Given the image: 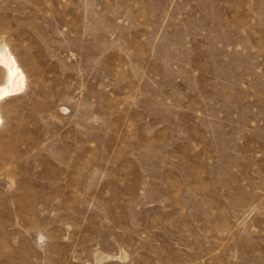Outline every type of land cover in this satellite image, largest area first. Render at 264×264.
Here are the masks:
<instances>
[{"label": "rangeland", "instance_id": "rangeland-1", "mask_svg": "<svg viewBox=\"0 0 264 264\" xmlns=\"http://www.w3.org/2000/svg\"><path fill=\"white\" fill-rule=\"evenodd\" d=\"M2 46L0 264H264V0H0Z\"/></svg>", "mask_w": 264, "mask_h": 264}, {"label": "bare ground", "instance_id": "bare-ground-1", "mask_svg": "<svg viewBox=\"0 0 264 264\" xmlns=\"http://www.w3.org/2000/svg\"><path fill=\"white\" fill-rule=\"evenodd\" d=\"M0 67L5 71V80L0 84V104L10 97L21 94L27 86V76L18 59L6 47H0ZM2 117L0 114V125Z\"/></svg>", "mask_w": 264, "mask_h": 264}]
</instances>
